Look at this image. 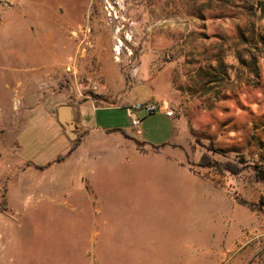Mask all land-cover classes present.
Returning a JSON list of instances; mask_svg holds the SVG:
<instances>
[{
    "label": "rangeland",
    "instance_id": "374dc122",
    "mask_svg": "<svg viewBox=\"0 0 264 264\" xmlns=\"http://www.w3.org/2000/svg\"><path fill=\"white\" fill-rule=\"evenodd\" d=\"M0 232V264H264V0H0Z\"/></svg>",
    "mask_w": 264,
    "mask_h": 264
},
{
    "label": "crops",
    "instance_id": "0c3cea01",
    "mask_svg": "<svg viewBox=\"0 0 264 264\" xmlns=\"http://www.w3.org/2000/svg\"><path fill=\"white\" fill-rule=\"evenodd\" d=\"M149 102L159 103L161 105L160 99L156 95H152V98H151V100ZM135 104H138V103H128L125 107H114V108H124L126 110V114L128 115V112H127L128 108L133 107ZM106 109H112V108H98V107L92 105L91 103H88V104L80 105L77 109H75V111L71 110L69 112L70 115L75 120L77 119L76 128H75L74 131H76V132H85L86 131L88 133L89 132H93L94 133V132H98V131H103V132L121 131L122 129H112L110 127H103V126L100 125V122H99V120L96 117V114H97L98 111L106 110ZM58 121H59L61 127L62 126L64 127L63 123L60 122V118L59 117H58ZM124 131H126V130H124ZM66 139H67V142L69 143V147L68 148H70L71 142H70V140L67 137H66ZM169 144L170 143H166V144H163L162 146L168 147ZM99 235H100L99 232L95 233V237H98Z\"/></svg>",
    "mask_w": 264,
    "mask_h": 264
},
{
    "label": "built area",
    "instance_id": "2783aa9c",
    "mask_svg": "<svg viewBox=\"0 0 264 264\" xmlns=\"http://www.w3.org/2000/svg\"><path fill=\"white\" fill-rule=\"evenodd\" d=\"M162 106L159 103L147 102L138 103L133 107L128 108V116L131 121V125L134 129H138L141 125V119L136 115V111H143L145 116H151L157 113Z\"/></svg>",
    "mask_w": 264,
    "mask_h": 264
},
{
    "label": "trees",
    "instance_id": "16d2710c",
    "mask_svg": "<svg viewBox=\"0 0 264 264\" xmlns=\"http://www.w3.org/2000/svg\"><path fill=\"white\" fill-rule=\"evenodd\" d=\"M121 132H123L124 134H128L126 131L124 130H121ZM79 146V143L76 142L74 143L70 149H69V152L67 155H58L57 159H56V162L57 163H61L63 160H65L67 158V156L71 155ZM200 166L202 167H212V161L210 159V157L207 155V154H204L201 158V161L199 163ZM224 168L234 174H237L240 172V169H238L236 166H234L233 164H227V165H224Z\"/></svg>",
    "mask_w": 264,
    "mask_h": 264
},
{
    "label": "bare ground",
    "instance_id": "6f19581e",
    "mask_svg": "<svg viewBox=\"0 0 264 264\" xmlns=\"http://www.w3.org/2000/svg\"><path fill=\"white\" fill-rule=\"evenodd\" d=\"M124 43L121 39H118V43L115 45L114 51L117 55V61L121 62L122 48ZM3 236L0 232V246H2Z\"/></svg>",
    "mask_w": 264,
    "mask_h": 264
},
{
    "label": "water",
    "instance_id": "95a60500",
    "mask_svg": "<svg viewBox=\"0 0 264 264\" xmlns=\"http://www.w3.org/2000/svg\"><path fill=\"white\" fill-rule=\"evenodd\" d=\"M59 112H60V115L62 116V120L64 122H70L71 123V120H70V115H69V107L67 106H62L60 109H59ZM64 115H66L64 117ZM72 127V125H71Z\"/></svg>",
    "mask_w": 264,
    "mask_h": 264
}]
</instances>
